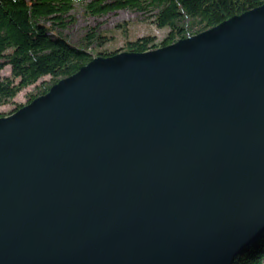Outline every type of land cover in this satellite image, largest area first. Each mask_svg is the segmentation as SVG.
<instances>
[{"label":"water","instance_id":"1","mask_svg":"<svg viewBox=\"0 0 264 264\" xmlns=\"http://www.w3.org/2000/svg\"><path fill=\"white\" fill-rule=\"evenodd\" d=\"M263 238L264 5L0 117V264H234Z\"/></svg>","mask_w":264,"mask_h":264},{"label":"trees","instance_id":"2","mask_svg":"<svg viewBox=\"0 0 264 264\" xmlns=\"http://www.w3.org/2000/svg\"><path fill=\"white\" fill-rule=\"evenodd\" d=\"M77 5L93 17L123 10L146 15L166 34L160 41L152 36L126 40L123 49L144 53L201 33L264 5V0H0V73L10 69V77L0 78V107L10 104L26 88L37 86L26 105L93 58L122 52L106 48L110 40L95 33L94 28L82 38L84 48L63 38L57 29H65L72 22L71 12ZM91 47L94 53L88 51ZM47 77L49 81L37 85ZM24 105H16L0 117ZM234 264H264V238Z\"/></svg>","mask_w":264,"mask_h":264},{"label":"rangeland","instance_id":"3","mask_svg":"<svg viewBox=\"0 0 264 264\" xmlns=\"http://www.w3.org/2000/svg\"><path fill=\"white\" fill-rule=\"evenodd\" d=\"M72 22L67 24L65 29L57 31L65 38L71 45L80 46L84 48L82 38L95 29V33L103 34L110 40L106 48L113 51H123L126 40H136L145 36L155 37L160 41L166 34V31H160L151 24L146 15H140L130 11H118L109 13L104 16L93 17L84 14L83 6H75L71 12ZM147 17V18H146ZM93 47L89 48L90 53ZM10 77V69L5 68L0 73V78ZM50 79L44 78L37 85L43 81ZM37 92V86H31L21 92L10 104L0 107V114H6L13 110L16 105H24L30 95Z\"/></svg>","mask_w":264,"mask_h":264}]
</instances>
